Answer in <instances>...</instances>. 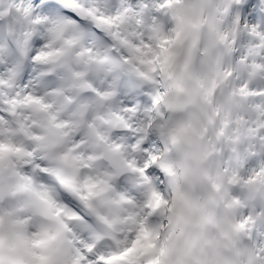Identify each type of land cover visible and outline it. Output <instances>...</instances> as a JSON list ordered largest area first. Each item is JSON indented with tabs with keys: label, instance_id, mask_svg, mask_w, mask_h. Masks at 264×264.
I'll return each mask as SVG.
<instances>
[{
	"label": "snow or ice",
	"instance_id": "6c2138e0",
	"mask_svg": "<svg viewBox=\"0 0 264 264\" xmlns=\"http://www.w3.org/2000/svg\"><path fill=\"white\" fill-rule=\"evenodd\" d=\"M0 264H264V0H0Z\"/></svg>",
	"mask_w": 264,
	"mask_h": 264
}]
</instances>
